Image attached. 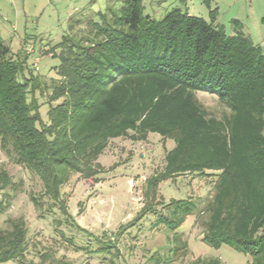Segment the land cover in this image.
I'll return each mask as SVG.
<instances>
[{
	"label": "trees",
	"instance_id": "trees-1",
	"mask_svg": "<svg viewBox=\"0 0 264 264\" xmlns=\"http://www.w3.org/2000/svg\"><path fill=\"white\" fill-rule=\"evenodd\" d=\"M88 7L69 16L68 31L52 48L60 49L50 98L57 103L46 119L40 74L27 54L21 58L0 37V147L40 180L41 190L29 197L38 216L50 218L55 233L65 237L63 227L75 223L62 190L73 175L95 177L110 140H146L156 132L175 146L163 168L147 178L144 206L126 225L154 214V229L168 232V254L158 255L155 264L188 255L189 241L179 229L196 213L204 217L202 240L208 245L232 246L251 255L249 264H264L263 47L236 18L229 34L216 16L208 21L181 7L156 19L145 13L144 0H107L104 11H90L81 37L70 34ZM208 91L228 112L218 116L201 101L199 93ZM184 174L213 177V195L203 208L192 197L166 201L159 194L162 181ZM15 186L1 169L0 191ZM9 206L0 200V217ZM105 239L96 237L97 249L81 248L116 264L108 256L117 245ZM29 244L26 220L7 218L0 225V264H47L46 254L26 261ZM192 264L221 261L199 258Z\"/></svg>",
	"mask_w": 264,
	"mask_h": 264
},
{
	"label": "rangeland",
	"instance_id": "rangeland-1",
	"mask_svg": "<svg viewBox=\"0 0 264 264\" xmlns=\"http://www.w3.org/2000/svg\"><path fill=\"white\" fill-rule=\"evenodd\" d=\"M89 1L91 0H0L1 38L7 41L15 53L21 51V58L27 54L28 64L34 68L36 75L40 74L44 89L38 97L45 119L50 106L57 103H50V98L54 84L52 78L56 76L55 66L60 62L57 56L60 49L52 48L68 31L69 16L78 9L89 6L90 10L86 11L85 18L80 20L82 24L70 29V34L81 37L83 30H88L81 28L88 22V15L106 9L107 0ZM144 5L145 13L156 19L163 18L173 7H181L189 14L208 21L216 16L215 22L223 25L229 34L234 33L231 19L237 17L245 22V32L264 49V0H144ZM18 35H22L23 40ZM33 48L34 51L31 52L30 49ZM216 95L218 94L209 91L200 92L199 98L216 115L222 116L228 109L219 102ZM174 146L173 140H164L156 132H150L146 140L138 141L130 137L110 140L98 160L103 169L95 177L88 179L74 174L71 181L63 187L71 213L70 219L75 223L74 226L63 227L65 237L57 235L51 219L40 218L32 205L30 193L39 192L42 188L38 177L6 157L0 147V170L5 169L16 185L15 190L8 187L0 191V200L10 201L6 213L0 217V225L7 218L22 217L26 220L30 241L27 262L30 259L40 261L46 254L44 258L47 264H110L81 248L87 245L97 249L98 236L104 239L110 237L117 245L118 252L113 248L108 256L113 257L116 264H155L158 255L168 254L171 246L167 239L168 232L154 229L151 225L154 214H149L135 226L126 225L144 206L147 178L163 168L166 152ZM213 181L212 176L184 174L162 181L159 194L166 201L192 197L203 208L213 195ZM57 216L61 217L59 214ZM203 218L198 213L190 215L179 229L189 241V253L174 264H192L199 258L219 259L221 264L251 262L252 257L248 253L229 245L214 248L203 241ZM79 228H84L86 232Z\"/></svg>",
	"mask_w": 264,
	"mask_h": 264
},
{
	"label": "crops",
	"instance_id": "crops-1",
	"mask_svg": "<svg viewBox=\"0 0 264 264\" xmlns=\"http://www.w3.org/2000/svg\"><path fill=\"white\" fill-rule=\"evenodd\" d=\"M2 4V2H0V5ZM236 19H238L242 24H243V28H242V30H243V32H245V26H246V24H245V22L244 21H242L241 19H239V18H237V17H235ZM233 30H234V32L236 31L234 28H233ZM26 29H25V35H27V33H26ZM246 33V32H245ZM247 35H249L248 33H246ZM250 36V35H249ZM0 37H2L1 36V32H0ZM251 37V36H250ZM18 38L20 39V40H23V36L22 35H18ZM3 39V38H2ZM4 40V39H3ZM5 41V40H4ZM22 43H23V41H21ZM5 43H7V41H5ZM8 44V43H7Z\"/></svg>",
	"mask_w": 264,
	"mask_h": 264
},
{
	"label": "built area",
	"instance_id": "built-area-1",
	"mask_svg": "<svg viewBox=\"0 0 264 264\" xmlns=\"http://www.w3.org/2000/svg\"><path fill=\"white\" fill-rule=\"evenodd\" d=\"M31 50V52H33L34 51V48L33 49H30ZM38 61H39V58L37 57L36 58V63H38Z\"/></svg>",
	"mask_w": 264,
	"mask_h": 264
}]
</instances>
